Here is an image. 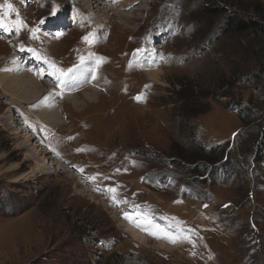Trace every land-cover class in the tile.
<instances>
[{"label":"rangeland","instance_id":"obj_1","mask_svg":"<svg viewBox=\"0 0 264 264\" xmlns=\"http://www.w3.org/2000/svg\"><path fill=\"white\" fill-rule=\"evenodd\" d=\"M98 1L0 0L23 21L0 29V75L19 65L59 115L2 83L0 264H264V34L223 29L264 28V0ZM50 63L106 85L67 91Z\"/></svg>","mask_w":264,"mask_h":264},{"label":"bare ground","instance_id":"obj_2","mask_svg":"<svg viewBox=\"0 0 264 264\" xmlns=\"http://www.w3.org/2000/svg\"><path fill=\"white\" fill-rule=\"evenodd\" d=\"M80 1L85 5L86 8L89 7L90 9H91V6L93 4H100L98 0H92V3H90V4H88L87 2H84V0H80ZM138 6H139V3H138ZM122 7L123 8H126V9H129L123 3H122ZM124 26H126V25H124ZM124 26L122 25V28ZM124 28H126V27H124ZM157 54H158V52H157ZM138 59H146V60L149 61L148 62V65H150V59L147 58V56L140 57ZM11 60H12V58H11ZM12 61H13L14 64L17 63V61H15L14 59ZM139 63L143 65V63H141V62H139ZM11 66H10V68L8 70V73L6 72L5 74L0 75V78H1V80H0V87L2 88L3 87V84L2 83H5L6 86L7 85L9 86L8 87V90L11 88L12 89V92L15 91V90L17 91V90L22 89L21 90L22 93H25V92L26 93H29V94L31 93L32 96H29L30 97L29 99H31L32 103H38V105L41 108L40 112L39 111L37 112L38 113V120L37 119L36 120L38 122H42L43 124H45L47 126V125H49L48 120H50V119L59 120L58 112H56L54 110L53 106H52V104H54L53 103L54 99L53 98H50V99L49 98H45V97H48V96L47 95L44 96L45 94L42 91H41L42 94H39L40 92L37 91V89H39V87L41 86V81H34V80H32V78L28 74H25L22 71V69H19V65H11ZM79 66H81V67H79ZM79 66L78 67L77 66L74 67L73 70H72V72L68 75V78H67V81L68 82H67V85L65 87V89H67V91H74V90L80 88V86H82L83 84L89 85L90 88L92 87V90L95 89V88H98L101 85H104V87H105L106 83L103 81L102 77H100L102 74L100 76H98V72L97 71H96L97 72L96 74L95 73H92V71H89L88 72L84 64H80ZM147 66H144L143 65V68L145 69V71H146V69H148ZM146 73L148 74V77H149L150 80L155 79V81L157 80L158 82H160V77H161L162 74H160L158 72H154V70L153 71H146ZM54 79H55V76H54ZM11 82H13V83H11ZM53 83L51 84L52 86L50 87L52 89V90L50 89L52 92L54 90L56 91L55 85ZM85 92L86 91H84L82 93V95L84 94L83 96L84 97L86 96L87 97L86 98L87 100H89L91 97H92V100H94V96L92 94H85ZM38 94H39V96H38ZM56 94H54V95H56ZM66 99L69 100V102L72 104V106L74 108H78L79 107L78 106V102L73 100L74 98H72L70 96H66ZM43 100H45V101L43 102ZM16 121H17V119H16ZM59 124H60V121H59ZM15 125H16V123H15ZM38 125H39V123H38ZM50 128H53V127H50ZM37 147L40 149L41 146L38 145ZM41 151H43V156H44L43 159L46 160V161H44V163H47L48 162V164H49V161H47L48 160L47 155H44L46 153L44 151V149H42V148H41V150L35 149L34 155H38V156L41 155L42 154ZM45 169H47V168H45ZM47 170H49V169H47ZM77 187H78V185H77ZM121 222H122L121 223V226L123 227V231L126 232V234H128V236H130L133 241H135L136 243H138V244H140L142 246H147L149 244H153L152 242H150L147 239V237H146L147 235L145 233L146 231L148 232V230L150 228V225L149 224L148 225L144 224L143 226L142 225L135 226L134 224L132 225V224H130L127 221H124V220L123 221L121 220ZM173 241H176L175 238L173 239L172 237H170L168 243L163 242V241L162 242L161 241H156L155 243H157V244H154V245L156 246L155 248L158 249V250H168V249L175 250V248H173L172 246H173V243H176V242H173Z\"/></svg>","mask_w":264,"mask_h":264},{"label":"snow or ice","instance_id":"obj_3","mask_svg":"<svg viewBox=\"0 0 264 264\" xmlns=\"http://www.w3.org/2000/svg\"><path fill=\"white\" fill-rule=\"evenodd\" d=\"M4 7H5L4 5H0V8H4ZM6 7H7V9L9 11L3 13V15H0V29H3L6 32H12L14 30L17 31V32L20 31V27L22 26L23 21L18 19V20L14 21V22H9V23H5L4 22V17L7 16L11 11L15 10L12 3H7ZM53 14H55L54 11H53ZM33 38H37L35 36V30L33 31ZM83 39L85 41H88L89 37L85 36ZM29 51H34V50L33 49H29ZM81 59H83V58H81ZM49 66L53 69V72L51 74L55 76V79L61 85L66 86V82L64 80V77L67 75L66 71L64 69L56 67V65L54 63H50ZM137 99H139V98H137ZM92 179H95V177H93ZM109 191H112V189H109ZM205 207H207V205H205ZM225 207H227V205H225ZM126 218H128V217L126 216ZM173 242H175V241H173Z\"/></svg>","mask_w":264,"mask_h":264},{"label":"trees","instance_id":"obj_4","mask_svg":"<svg viewBox=\"0 0 264 264\" xmlns=\"http://www.w3.org/2000/svg\"><path fill=\"white\" fill-rule=\"evenodd\" d=\"M208 3H211V0H208ZM209 6V5H208ZM207 6V8H208ZM212 9V8H211ZM212 12H216L215 10H212ZM220 12H225L223 10H220L217 12L218 14H222ZM227 22L224 25V30L229 32V31H234V32H239V33H246L248 31H257V32H262L264 34V28L259 26L258 23L253 22V21H245L240 18H234V19H228L226 20Z\"/></svg>","mask_w":264,"mask_h":264}]
</instances>
